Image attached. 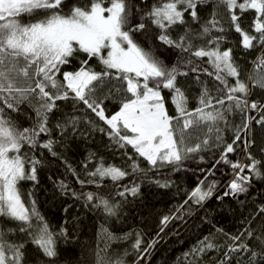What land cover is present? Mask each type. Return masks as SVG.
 <instances>
[{"label": "snow or ice", "instance_id": "1", "mask_svg": "<svg viewBox=\"0 0 264 264\" xmlns=\"http://www.w3.org/2000/svg\"><path fill=\"white\" fill-rule=\"evenodd\" d=\"M201 8H210L206 20L201 19ZM249 13L251 31L242 27ZM230 32L239 35L245 52H261L248 76L251 83L241 79L233 49L224 47ZM161 48L175 54L174 63L168 64L158 54ZM76 60L79 67L67 70ZM93 60L102 65L100 71L91 66ZM190 74L200 85L194 108H189L179 79ZM202 76L211 78V88ZM254 88L264 90V0H0V264H60L59 245L71 243L68 230L54 231L33 194L25 200L20 182L38 183V167L44 164L36 155L38 150L59 158L58 144L63 146L71 137L87 138L93 131L123 150L131 161L130 170L106 165L102 158L89 169L96 160L90 153L82 165L86 179L63 161L81 191L65 180L54 183L61 195L83 200L85 207L106 219L118 217L128 196L138 197L145 181L170 188L173 181L156 178L162 170H185V161L213 146L220 148L219 157L211 168L199 169L203 178L173 214L161 219L160 231L213 196L232 197L243 205L240 197L247 196L255 181H264V158L253 155L255 140L250 138L253 124L264 130V103L250 100ZM165 90L174 113L166 107ZM107 100L119 104L111 115ZM60 101H72L77 110L83 106L88 115L84 120L73 115L57 122L61 139L56 140L49 121ZM234 113L240 114L242 123L228 143L220 125L228 126V116ZM21 114L30 126H20ZM129 147L134 156L128 154ZM237 149L238 158L233 160L229 154ZM140 158L147 168L140 167ZM218 165H224L222 174L230 177L222 194H217L221 182L209 179L215 177ZM150 171L155 175L149 177ZM129 177L133 178L129 184L120 183ZM105 181L117 188L120 201L99 191H83L86 186L106 187ZM242 223L245 226L235 235L217 229L230 243L212 264H264V205ZM101 231L114 238L106 228ZM155 243L141 249L137 234L133 248L147 253ZM106 247L95 252L94 264H124L122 259L102 255ZM217 247L205 237L191 254L204 256ZM77 264H89L88 256Z\"/></svg>", "mask_w": 264, "mask_h": 264}, {"label": "trees", "instance_id": "2", "mask_svg": "<svg viewBox=\"0 0 264 264\" xmlns=\"http://www.w3.org/2000/svg\"><path fill=\"white\" fill-rule=\"evenodd\" d=\"M149 3L152 0H148ZM210 8L199 9L202 20H206ZM27 22L28 18H23ZM252 15L246 14L243 18L242 27L250 29ZM179 33H173L174 36ZM137 40L141 37L137 36ZM224 47L233 49V55L241 70V79L248 81V76L253 71L254 62L261 55L259 50L245 52L240 44V37L235 32L228 34V42ZM168 64L174 63L175 54L171 50L160 49L158 53ZM91 66L100 71L102 65L98 61L90 62ZM207 66V65H204ZM79 67V60L73 62L67 70H73ZM190 74L189 78L180 77L182 86L189 97V108H194L200 93V85L196 83ZM202 80L207 81L209 87L213 85L210 77L202 76ZM234 81L230 80V83ZM251 83V82H249ZM250 100L264 103V90L254 88ZM215 94V93H213ZM162 95L166 98V107L170 113H174V107L170 102V94L165 90ZM59 108L50 117L49 126L53 130V138L60 140L59 130L56 128L57 122H62L70 116H78L82 120L87 118L83 106L77 110L73 107L72 101L58 102ZM107 114L111 115L118 110V102L105 101ZM30 111V110H29ZM17 115V114H13ZM94 119V117H93ZM229 125L223 123L220 127L223 129L221 135L224 141L231 143L235 127L242 123L239 113L228 116ZM18 123L22 127L30 126L31 121L24 115H19ZM102 124V122H100ZM106 127V126H105ZM85 126L81 125V131ZM255 140L252 149L253 155L257 159L264 158V130L260 126L253 124V132L250 138ZM46 139V137H41ZM59 158L48 155L45 150H38L36 155L44 161L43 166L38 167V183L32 181L20 182V189L25 200L30 199L29 193H32L36 200V205L41 214L46 218L51 228L59 230L65 227L68 230L71 243L61 242L60 264H77L78 259H82L86 254L89 264H94L95 252L105 249L102 255L110 257L113 261L122 259L124 264H212L216 258L222 255L224 246L230 241L226 240L223 233L237 234L245 225L242 223L245 217L254 214L258 208L264 205V181L257 180L253 183L247 196H241L240 200L245 203L241 205L238 200L232 197H224L217 200L216 196L205 202L203 207L193 205V212L186 215L183 220H174L168 224L163 232L160 231L161 219L166 215L174 213L176 207L186 199V194L190 192L197 184L198 179L203 178V173L199 169H209L212 167L215 159L220 155V148L213 146L209 151L199 154L203 162L196 159H189L184 162L185 170L179 172H170L168 169L162 170V173L156 178H167L173 181L170 188L162 189L154 184L145 181L141 185L140 195L138 197L128 196L124 202L118 217L106 219L104 214L96 210H91L84 206L83 200H75L70 195H61L56 187V181L65 180L72 189L77 192L81 191L80 185L75 182L74 177L66 171L64 160L75 170L80 179H86V170L83 164L87 162L90 153L96 155V160L89 164V169L100 159L107 164H114L117 167L129 168L131 161L128 156L124 155L123 150L116 148L108 140L107 136L100 132L93 131L87 138L76 136L64 141L63 146L57 145ZM41 153H44L41 155ZM237 153L229 154L233 160L238 158ZM129 155H135L133 150L128 148ZM141 168H147V162L142 158L139 160ZM130 170V168H129ZM224 165H218L215 177L221 182L217 194H222L223 184L230 178L225 172ZM149 177L155 175L153 172L148 173ZM133 178L129 177L121 184H129ZM106 187L97 190L94 186H86L83 191H99L109 199L115 198L120 201L122 198L116 196L117 188L112 185L111 181H105ZM191 203V202H190ZM67 209V212H65ZM106 228L114 238H107L101 231ZM217 229H222L223 233ZM137 234L142 239L141 249L146 248L149 243L157 241L147 253H137L133 248ZM208 237L212 243L218 247L215 251L208 252L204 256L192 255L191 250L199 245V242ZM83 245L84 247H79ZM29 258L33 257V252L29 249ZM143 256V259H140Z\"/></svg>", "mask_w": 264, "mask_h": 264}]
</instances>
